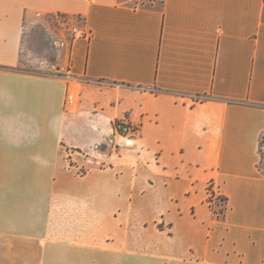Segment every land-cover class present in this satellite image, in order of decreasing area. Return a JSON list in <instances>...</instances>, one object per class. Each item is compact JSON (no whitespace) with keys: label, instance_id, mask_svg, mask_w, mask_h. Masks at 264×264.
<instances>
[{"label":"crops","instance_id":"crops-1","mask_svg":"<svg viewBox=\"0 0 264 264\" xmlns=\"http://www.w3.org/2000/svg\"><path fill=\"white\" fill-rule=\"evenodd\" d=\"M52 14L91 39L22 70ZM263 138L264 0H0V264H264Z\"/></svg>","mask_w":264,"mask_h":264},{"label":"rangeland","instance_id":"rangeland-1","mask_svg":"<svg viewBox=\"0 0 264 264\" xmlns=\"http://www.w3.org/2000/svg\"><path fill=\"white\" fill-rule=\"evenodd\" d=\"M120 1H126L133 6H160L162 2V0ZM80 24H84V20L82 18H74L65 14H52L51 16H48L46 18L45 28L35 27L27 36L24 44L25 57L22 63L20 64V68L29 72H44L46 74L52 75L63 74V71L61 72L60 69L56 68L55 64H52V60H54L57 50L59 48L65 47L66 45V49L68 50V44L71 40H73V34L71 29L74 25ZM117 122L118 120L115 122V125ZM106 147L110 154L108 144H106ZM261 151L264 157V140L261 143ZM121 152H119V154ZM4 240V237H0L1 245L5 243ZM12 243L15 244L21 242L19 240L14 239ZM2 254L3 253L0 252V255Z\"/></svg>","mask_w":264,"mask_h":264},{"label":"built area","instance_id":"built-area-1","mask_svg":"<svg viewBox=\"0 0 264 264\" xmlns=\"http://www.w3.org/2000/svg\"><path fill=\"white\" fill-rule=\"evenodd\" d=\"M73 40L78 39H91L92 31L86 27L85 23L80 25H74L72 27ZM69 102L74 100L73 94L68 96ZM136 136L137 130L135 126L127 119H118L116 125H114L111 136L108 139V146L110 149V155H118L122 150L133 149L136 146ZM100 149V145L97 146ZM216 196L219 201H224L221 199V195H216L214 190H210V197Z\"/></svg>","mask_w":264,"mask_h":264},{"label":"trees","instance_id":"trees-1","mask_svg":"<svg viewBox=\"0 0 264 264\" xmlns=\"http://www.w3.org/2000/svg\"><path fill=\"white\" fill-rule=\"evenodd\" d=\"M264 140V138L262 139V141ZM262 141H261V143H262Z\"/></svg>","mask_w":264,"mask_h":264}]
</instances>
